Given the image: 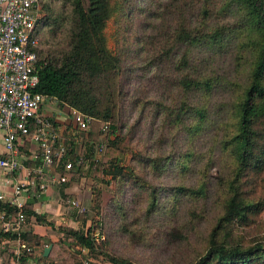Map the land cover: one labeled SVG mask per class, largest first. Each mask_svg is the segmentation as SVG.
Returning a JSON list of instances; mask_svg holds the SVG:
<instances>
[{
	"label": "trees",
	"instance_id": "1",
	"mask_svg": "<svg viewBox=\"0 0 264 264\" xmlns=\"http://www.w3.org/2000/svg\"><path fill=\"white\" fill-rule=\"evenodd\" d=\"M43 1L33 49L40 79L35 92L107 129L104 145L94 133L83 138L84 155L77 153V135L55 142L56 153L66 148L57 170L70 176L62 193L87 166L105 186L116 183L105 204L104 192L94 189L99 219L90 229L61 227L65 254L48 264H71L74 254L89 264L90 257L108 264H171L174 251L197 240V252L184 264H264V0H57V7H42ZM111 20L115 51L106 34ZM228 50L236 54L232 73L208 74L205 64ZM122 102L136 115L133 121L122 120ZM213 115L222 119V135L215 149L196 154L192 146L206 125L217 128ZM155 121L163 127L162 136L155 137L159 147L187 142L192 148L166 157L128 149L132 164L125 165L122 145L140 139L144 124L154 128ZM96 150H107L104 165ZM67 163L73 165L70 171ZM126 188L132 190L129 199L123 198ZM0 210L17 212L2 203ZM104 212L117 216L115 234L124 243L149 249L157 261L141 263L114 253L109 237L96 234L98 225L101 231L105 227ZM24 214L53 225L46 215L27 208ZM84 217L83 223L89 219ZM17 237L0 232V239ZM22 239L30 243L26 234Z\"/></svg>",
	"mask_w": 264,
	"mask_h": 264
},
{
	"label": "built area",
	"instance_id": "2",
	"mask_svg": "<svg viewBox=\"0 0 264 264\" xmlns=\"http://www.w3.org/2000/svg\"><path fill=\"white\" fill-rule=\"evenodd\" d=\"M39 19L40 0H0V130L4 132L6 149L5 156L0 159V168L11 176L23 169L16 158L17 141L21 137L31 136L40 145L41 151V166L36 170V176L45 182V170L57 165L66 148L61 146L55 152V144L48 137L53 124L42 115V109L54 99L35 92L40 83L35 66L37 56L33 50L39 43L35 37ZM72 115L74 125L79 130L88 129L90 118L75 111ZM102 149L103 145L99 152ZM72 166V163H67L66 170L70 171ZM68 180L66 175L60 174L57 182L64 184ZM43 182L40 189L45 190L47 184ZM31 184L34 186L35 181ZM25 191V184L14 185L13 196L9 200V204L17 209L14 219L9 220L4 213H0L5 233L19 232L26 222ZM0 199L4 197L0 196ZM19 247L29 251L25 245L20 244Z\"/></svg>",
	"mask_w": 264,
	"mask_h": 264
},
{
	"label": "crops",
	"instance_id": "3",
	"mask_svg": "<svg viewBox=\"0 0 264 264\" xmlns=\"http://www.w3.org/2000/svg\"><path fill=\"white\" fill-rule=\"evenodd\" d=\"M66 111L67 108H64ZM47 111L48 115L44 112ZM67 113V112H66ZM68 114V113H67ZM66 114V115H67ZM43 117L48 118L54 123V127L48 131L49 141L54 145L55 142L64 139V133L66 132L69 137L76 135L77 127L73 122V115L66 117L64 113L57 112L55 109H49V106H45L42 109ZM69 125H72L69 127ZM78 132V130H77ZM16 158L22 163L23 169L14 175H9L7 172L0 168V196L4 199H0V204H9L10 198L13 196L14 185L25 184L26 191L24 193L23 200L26 203V208L33 212L46 215L49 222L53 225L39 224L35 217H26L25 224L22 225L19 232H11L16 234L17 239L4 238L0 239V264H48L53 259H59L60 255L64 256L65 251L61 246V241L64 239V235L61 233V227L72 228L74 230L87 231L92 227L91 220L87 219L85 223L81 219L75 217L73 212L74 207L78 206V203L72 200V187H68L63 191V184H58L57 179L61 172L57 170V167L47 168L45 170V182L36 176V170L41 166L40 159V145L33 141L31 136L27 138H19L17 141ZM6 154L4 146V132L0 130V159ZM67 176V175H66ZM70 181V176H68ZM35 181V185L31 184ZM47 184L45 190L40 189V185ZM49 182V183H48ZM67 183V182H66ZM44 184V185H45ZM63 194L66 196H63ZM76 203L77 205H74ZM76 210V209H75ZM0 213H4L8 219H14L15 214H9L7 211L0 210ZM91 222V223H90ZM0 232H4V222L0 219ZM23 234L27 236L30 243L24 242L22 239ZM36 236L40 240L35 243L31 237ZM20 244L30 247V252H25L19 246ZM28 245V246H27ZM53 245V248L48 257L44 256L45 249ZM83 254L87 255L86 251ZM60 259V261L63 259ZM56 260V263L58 262ZM61 263V262H60ZM71 264H89L81 257L80 254H74L73 259L71 257ZM108 263V262H107ZM105 264V263H104Z\"/></svg>",
	"mask_w": 264,
	"mask_h": 264
},
{
	"label": "rangeland",
	"instance_id": "4",
	"mask_svg": "<svg viewBox=\"0 0 264 264\" xmlns=\"http://www.w3.org/2000/svg\"><path fill=\"white\" fill-rule=\"evenodd\" d=\"M60 2H58L57 0H44L43 4L41 5L43 7V5L45 4H50L54 7H57V5H59ZM56 9V8H55ZM57 14L60 16V18H62L60 11L57 12ZM41 17V14H40ZM54 29V27H52ZM46 31H50V30H46ZM50 32H46L45 35H48ZM106 34H107V38H108V42L110 44V47L113 51H115V39H114V34H115V21L111 20L108 24L107 30H106ZM59 43V42H58ZM45 47H48L47 44L44 45ZM229 51V50H228ZM230 54L227 55V53H224L218 57H216L215 59H213V62L207 63L205 64V68L208 69L207 73H216L217 75H225L227 76L228 74L232 73L233 70V59L236 61V54L233 51H229ZM232 55V56H231ZM220 98V97H219ZM122 108H121V114L123 116V121L124 122H131V120L133 121L136 118V115L134 113H132V109L127 107V103H125L123 105L122 102ZM49 109H55L57 110V112H62L64 113V115H66V117L70 115L72 116V112L69 108L66 109L65 112H63L65 109L60 107L57 101H53L51 103H48ZM67 112V113H66ZM46 115H48L47 111L44 112ZM131 116L133 117L131 119ZM212 117H214V119H217L218 123H217V128H214L212 130H208L210 124L206 125L205 130L203 129V131L201 133H203V136L201 135V137L198 140L197 143V147L196 146H192L196 152V154L199 153V151H202L203 153H205L206 151H210L211 149H215L216 146V142L215 140H217L218 138L220 139V126L222 123V119L217 116V115H213ZM72 125H69V127H71ZM161 128V130H157V128ZM162 122L159 121H155V127L152 128L149 125L144 124V128H141V130H143V132H141V138H135L134 140H132L133 143H125V145L123 144V153L126 152V161H125V165H130L131 163V159H132V155L131 153L128 151V149L132 150V153H139L138 151H140L141 153H146L149 156H152L151 153L153 152H161L163 154V156H168L171 153H176V154H184L188 151V149L192 148L191 145L189 143H182V144H178V145H172L169 147H159L157 145V139L162 136L163 134V130H162ZM104 129V125L103 124H98V123H93L92 121L89 123V127L86 131H79L76 135L78 138V143L76 144V150L77 153H82L83 155L86 154L87 150L85 149V145L83 144V138L87 137V135L89 133H94L98 139L97 144H105V141L107 140V135H106V131L107 129ZM101 131V132H100ZM103 131V132H102ZM156 131L158 134H156ZM159 135V137H158ZM220 136V137H219ZM156 137V138H155ZM111 139H114V136L111 135L110 136ZM64 139H69L68 134H64ZM97 151V150H96ZM106 153L107 150H105L102 153H99L97 151V153L95 154V158L99 159V163L103 164V161H106ZM204 155V154H203ZM82 156V155H81ZM115 157H121V155L117 154L115 155ZM89 167L87 166L86 170H84V175L80 176L77 175V180L78 182H70L71 185L70 187H72V196L70 197L72 200H74L75 202L78 203V206H73L74 210L73 212L75 213V217L74 219H76V217L79 216L80 219H84L85 215L88 216L89 220H91V222L93 221V219H99L96 215V208H95V195L93 193V191L97 189H101V192H104V204L107 202H110L112 195L115 194L116 191V183H111V185H109L108 187L105 186L104 184H102L101 179L102 178H97V176H91L90 173L88 172ZM138 174L145 180L152 182L153 180L151 179H147L145 176L146 171L144 172L143 168H139L137 169ZM96 175V174H95ZM213 175L216 176L217 175V169L213 170ZM74 175H72L71 179H73ZM93 177H95L96 179H94ZM110 178H106L104 179L105 181H108ZM176 183H179L178 180H175L174 178H172ZM193 179L194 177H190L188 178L187 182L188 184H192L193 183ZM95 189V190H94ZM118 190V189H117ZM132 193V190L130 188H126V190H123L122 194H123V198L125 199H129L130 195ZM262 194L264 195V189H262ZM76 209V210H75ZM115 218V219H114ZM103 219L105 220V227L103 226V230L101 231V229L99 228L100 225H98L97 230H96V234L99 237V235L103 234V236L106 235V237H109L110 242H111V250L115 253H117L120 256H131L133 257L135 260L140 261L141 263H147L152 261L153 259L156 260V258H152V254L151 251L147 248L144 249H133L130 247L129 244L124 243L122 239L119 238V235L115 234V228L118 227L119 223H118V218L117 216H113L112 213H105L104 212V216ZM90 222V223H91ZM260 222H264V214H262V218L260 219ZM200 229L199 230H204V224L200 223ZM249 232V231H248ZM106 233V234H105ZM200 245V240H197L195 243V246L187 249V250H183L178 248L176 251H174L172 253L171 258V264H184V259L186 262H189L191 257L197 252L196 249L199 247ZM199 251V249H198ZM182 255V256H180ZM170 257V255H168ZM88 261L91 264H108L105 260L103 259H95L93 257H90L88 259ZM157 261V260H156Z\"/></svg>",
	"mask_w": 264,
	"mask_h": 264
},
{
	"label": "water",
	"instance_id": "5",
	"mask_svg": "<svg viewBox=\"0 0 264 264\" xmlns=\"http://www.w3.org/2000/svg\"><path fill=\"white\" fill-rule=\"evenodd\" d=\"M52 248H53V245H50L49 247H47V248L45 249V252H44V256H45V257H48V256H49V254H50Z\"/></svg>",
	"mask_w": 264,
	"mask_h": 264
}]
</instances>
